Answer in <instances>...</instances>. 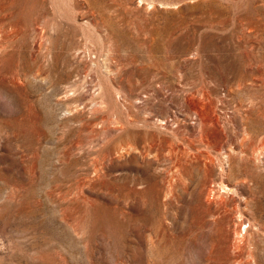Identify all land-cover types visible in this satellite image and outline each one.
Listing matches in <instances>:
<instances>
[{
	"label": "rangeland",
	"instance_id": "374dc122",
	"mask_svg": "<svg viewBox=\"0 0 264 264\" xmlns=\"http://www.w3.org/2000/svg\"><path fill=\"white\" fill-rule=\"evenodd\" d=\"M0 264H264V0H0Z\"/></svg>",
	"mask_w": 264,
	"mask_h": 264
},
{
	"label": "bare ground",
	"instance_id": "6f19581e",
	"mask_svg": "<svg viewBox=\"0 0 264 264\" xmlns=\"http://www.w3.org/2000/svg\"><path fill=\"white\" fill-rule=\"evenodd\" d=\"M169 2V1H168ZM169 4V3H168ZM153 6V5H152ZM222 153H223V151H222ZM224 155H225V152L223 153ZM226 159V158H225ZM222 168H224V167H222ZM225 190H226V193H228V194H231V195H235L236 193H237V191H236V189L233 187H230V186H228V185H226L225 186ZM214 192V191H213ZM221 195V194H220ZM219 195V196H220ZM224 195H226V194H224ZM219 196H218V198H219ZM226 197V196H225ZM223 199V198H222ZM249 221V220H248ZM251 224V223H250ZM245 238V237H244ZM243 241V240H242Z\"/></svg>",
	"mask_w": 264,
	"mask_h": 264
}]
</instances>
